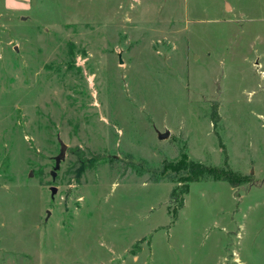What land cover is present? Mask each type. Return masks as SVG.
<instances>
[{
    "label": "rangeland",
    "instance_id": "obj_1",
    "mask_svg": "<svg viewBox=\"0 0 264 264\" xmlns=\"http://www.w3.org/2000/svg\"><path fill=\"white\" fill-rule=\"evenodd\" d=\"M0 264H264V0H0Z\"/></svg>",
    "mask_w": 264,
    "mask_h": 264
},
{
    "label": "trees",
    "instance_id": "obj_2",
    "mask_svg": "<svg viewBox=\"0 0 264 264\" xmlns=\"http://www.w3.org/2000/svg\"><path fill=\"white\" fill-rule=\"evenodd\" d=\"M211 119L214 128L217 129L218 124L221 120L219 114V103H214L213 110L211 113ZM221 144L223 152L225 154V165L224 166H213L207 165L200 161H196L190 158L188 152L180 150V156L176 160L165 159L159 168H143L144 162L140 164L142 171L149 173V180L154 182L160 181H173L181 184V187H174L170 193V201L175 202L180 196L179 209L184 206L185 194L189 191L190 183L201 180H214V181H226L233 187L248 183L251 181L250 177H246L241 173L234 171L228 163V154L225 146ZM79 156H84L83 151ZM83 154V155H82ZM81 166L83 170L92 168L97 162L102 160V156L93 155L91 158H81ZM113 161V158L109 159ZM112 163V162H111ZM173 215L176 214L175 210L171 211Z\"/></svg>",
    "mask_w": 264,
    "mask_h": 264
},
{
    "label": "water",
    "instance_id": "obj_3",
    "mask_svg": "<svg viewBox=\"0 0 264 264\" xmlns=\"http://www.w3.org/2000/svg\"><path fill=\"white\" fill-rule=\"evenodd\" d=\"M120 62L122 63V59L120 60ZM169 134H170L169 130H166L165 133H160L159 134V138L160 139H166L169 136ZM58 140H59L61 149H60V153L55 158L56 166H55V170L52 171L53 177H55L56 170H58L60 168L61 161L65 158L66 152H67V148H68L67 144L61 138H59ZM51 189H52L53 193H55L56 190H57L56 187H52Z\"/></svg>",
    "mask_w": 264,
    "mask_h": 264
}]
</instances>
